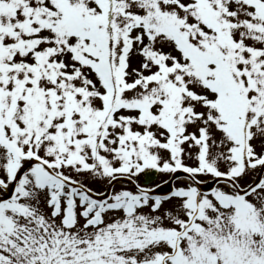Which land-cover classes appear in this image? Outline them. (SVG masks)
<instances>
[{
    "label": "snow or ice",
    "instance_id": "snow-or-ice-1",
    "mask_svg": "<svg viewBox=\"0 0 264 264\" xmlns=\"http://www.w3.org/2000/svg\"><path fill=\"white\" fill-rule=\"evenodd\" d=\"M0 264H264V0H0Z\"/></svg>",
    "mask_w": 264,
    "mask_h": 264
}]
</instances>
